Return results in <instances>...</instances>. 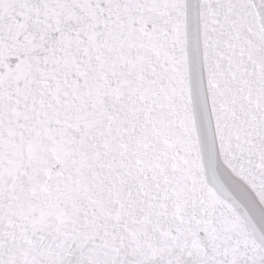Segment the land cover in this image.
Segmentation results:
<instances>
[{
	"label": "snow or ice",
	"instance_id": "obj_1",
	"mask_svg": "<svg viewBox=\"0 0 264 264\" xmlns=\"http://www.w3.org/2000/svg\"><path fill=\"white\" fill-rule=\"evenodd\" d=\"M0 264H264V0H0Z\"/></svg>",
	"mask_w": 264,
	"mask_h": 264
}]
</instances>
